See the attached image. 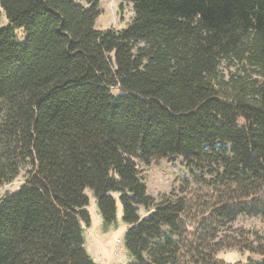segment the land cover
I'll use <instances>...</instances> for the list:
<instances>
[{
	"label": "trees",
	"instance_id": "1",
	"mask_svg": "<svg viewBox=\"0 0 264 264\" xmlns=\"http://www.w3.org/2000/svg\"><path fill=\"white\" fill-rule=\"evenodd\" d=\"M84 1L0 0V187L31 166L0 199V264H98L87 189L105 232L119 195L131 264H230L139 168L182 157L225 198L219 217L264 219V0H126L130 27L106 32Z\"/></svg>",
	"mask_w": 264,
	"mask_h": 264
},
{
	"label": "rangeland",
	"instance_id": "2",
	"mask_svg": "<svg viewBox=\"0 0 264 264\" xmlns=\"http://www.w3.org/2000/svg\"><path fill=\"white\" fill-rule=\"evenodd\" d=\"M85 7L84 0H77ZM101 15L96 21V29L101 32L128 28L134 19L135 12L133 5L126 0H101ZM9 20L3 8H0V27L8 26ZM17 40H26L24 29H16ZM243 124L244 121L240 120ZM140 175L147 186L148 194L156 200L160 197L177 196L185 197L190 201L193 208V216L187 220L189 232L198 245L205 247L211 241L212 235L217 234L216 243L221 247L218 258L230 264H246L248 261H261L264 254V219L261 217L239 215L235 220L228 222L227 219L219 217L216 212L218 204L225 198L217 196L210 191L203 182L211 178L206 173L198 172L190 168L182 157L170 159H157L148 166H140ZM31 166L23 168L17 178L0 187V199L8 194L18 191L28 181ZM86 195L89 198L87 210L91 217V225L86 228L85 235L88 238L89 250L98 264H131L134 258L125 245L126 225L123 220L124 211L118 194H115L117 201V219L110 227V240L105 243L103 240L100 246L92 247L93 243L99 244L97 240L104 238V221L99 209L98 201L94 191L87 189ZM208 211V212H206ZM206 212L203 216L201 213ZM139 214L145 215L143 207ZM101 236V237H100ZM118 242V243H117ZM102 253V258L100 256Z\"/></svg>",
	"mask_w": 264,
	"mask_h": 264
},
{
	"label": "crops",
	"instance_id": "3",
	"mask_svg": "<svg viewBox=\"0 0 264 264\" xmlns=\"http://www.w3.org/2000/svg\"><path fill=\"white\" fill-rule=\"evenodd\" d=\"M122 29H124V28H121V29H118V30H122ZM110 231V230H109ZM109 231H107V232H104L105 233V237L104 238H101L100 240H97V242L99 243V244H96V243H93L92 244V247H98V246H100V242L103 240L105 243H107L108 244V242H109V240H110V237H109ZM85 233H86V228H85ZM86 236V235H85ZM101 237V236H100ZM88 245H89V242H88V238H87V236H86V246H87V249H88V251L90 252V250H89V247H88ZM99 248V247H98ZM90 254H91V252H90ZM92 255V254H91ZM102 255V253H100V256ZM94 258V257H93ZM101 258H102V256H101ZM97 262V261H96Z\"/></svg>",
	"mask_w": 264,
	"mask_h": 264
},
{
	"label": "built area",
	"instance_id": "4",
	"mask_svg": "<svg viewBox=\"0 0 264 264\" xmlns=\"http://www.w3.org/2000/svg\"><path fill=\"white\" fill-rule=\"evenodd\" d=\"M118 243V242H117Z\"/></svg>",
	"mask_w": 264,
	"mask_h": 264
}]
</instances>
